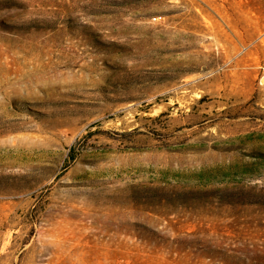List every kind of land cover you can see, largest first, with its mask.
<instances>
[{"label": "rangeland", "instance_id": "1", "mask_svg": "<svg viewBox=\"0 0 264 264\" xmlns=\"http://www.w3.org/2000/svg\"><path fill=\"white\" fill-rule=\"evenodd\" d=\"M0 264H264V0H0Z\"/></svg>", "mask_w": 264, "mask_h": 264}]
</instances>
